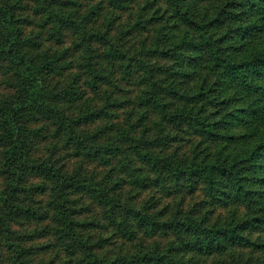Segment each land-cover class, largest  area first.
Here are the masks:
<instances>
[{"label":"trees","instance_id":"16d2710c","mask_svg":"<svg viewBox=\"0 0 264 264\" xmlns=\"http://www.w3.org/2000/svg\"><path fill=\"white\" fill-rule=\"evenodd\" d=\"M53 1L51 11L36 9L40 15L47 13L45 25L54 24L53 36L58 45L64 43L62 32L69 29L82 33L75 51L81 50L83 43L90 47L95 41H105L99 33L90 35L65 8L55 9L58 1ZM125 1L133 2L110 0L117 8H122L120 3ZM157 1L172 13L164 17L166 22L157 31L149 55L165 58L170 66L156 69L138 59H129L124 61L125 70L128 76L137 69L144 79L142 85L147 86L138 100V108L144 111L141 123H148L147 117L157 113L170 125L185 124L201 137L204 159L168 156L166 152L175 141L169 133H161L149 142L130 138L126 143L128 155L119 145L96 144L106 129L88 137L78 135L81 124H90L102 113L67 118L60 105L75 102L79 92L73 87L54 91L48 83L50 76L68 69L72 49L61 47L36 54L42 43L24 35L19 16L25 10L22 0H0V65L10 77L6 83L12 90L11 94L0 95V248L9 252V264H33L34 251L13 229L14 222L21 219H49L62 251L76 256L78 264H202L239 249L264 252V242L252 240L254 233H264V48L255 46L258 38L264 36V0ZM202 4H208L204 12ZM154 5V1H149L142 11ZM150 17L141 18L130 31L154 25L163 16L154 17L153 13ZM108 57L126 59L118 50ZM87 68L92 90L109 81L94 65ZM164 76L167 87L160 84ZM105 94L112 102L107 114L126 107V102L113 100L109 90ZM168 97L184 105L183 109L177 112L172 108L174 102L166 101ZM134 113L131 111V119ZM31 119L56 126V137L64 134L68 144L79 145L81 138L89 140L94 143L92 156L106 163L116 155H125L130 161L133 155L158 172L153 180L149 175L134 176L132 185L158 188L165 195L171 191L193 195L202 190L205 199L198 210L209 209L210 213L217 205L239 206L246 215L212 227L207 225L206 217L191 214H177L164 221L132 208L120 209L114 196L96 181L80 173L67 174L56 167L50 156H38L40 143L48 136L43 128L31 127ZM122 135L124 138L126 133ZM162 147L165 156L154 152ZM75 196L87 197L97 205H111L105 216L108 226L124 238L134 239L135 231H141L152 244L130 256L108 259L99 254L105 241L92 242L90 235L107 226L83 220L82 214L89 210L74 207ZM36 197H48L43 211L29 206ZM163 216L164 212L159 217ZM260 264H264V257Z\"/></svg>","mask_w":264,"mask_h":264},{"label":"rangeland","instance_id":"374dc122","mask_svg":"<svg viewBox=\"0 0 264 264\" xmlns=\"http://www.w3.org/2000/svg\"><path fill=\"white\" fill-rule=\"evenodd\" d=\"M58 3L54 7L65 8L76 22L82 24L84 29L91 33H99L105 36V41H95L87 47L83 43L81 50L75 51V46L81 42L82 33H78L75 29H69L62 32L64 43L58 45V40L53 36L56 32L54 24L45 25L47 13L39 14L37 9L44 7L51 11L54 6L53 0H22L25 7L19 16L23 21L22 26L26 38L41 42V46L35 53H44L45 51H57L61 47L70 48V58L68 61V69L63 74L53 75L48 78L49 87L54 91H64L71 87L79 92L80 97L72 103H62L61 110L69 119H79L86 114L102 113L101 116L95 117L90 124H81L78 127V135L91 136L98 131L107 130L96 141V144L119 145L120 148L128 151V141L135 138H144V140H154L161 136V133H169L175 138L170 144V149L166 152L168 156L176 155L186 159H204L205 146L202 144L201 137L185 124L183 126L170 125L162 120L157 113L147 117L148 123H141L144 111L138 108V100L145 90L146 83L142 85V73L139 74L135 69L131 75L127 76L126 60L138 59L145 66L153 68H168L170 63L161 56H150L149 51L155 46L157 39V31L164 26L171 10L166 12L164 3L157 0H133V2L125 1L120 3L122 8L111 4L110 0H57ZM149 1H154L155 5L152 9L142 11ZM76 3V5H75ZM59 5V6H58ZM208 4H202V10H207ZM37 8V9H36ZM212 9V6H209ZM211 11V15L213 14ZM154 17L163 16L154 25H144L135 31L130 29L142 18L147 20ZM143 15V17H141ZM156 25H159L156 28ZM256 48H264V36L258 38L255 43ZM113 50H118L126 57L112 59L108 54ZM116 53H114L115 55ZM94 65L97 70H101L102 74L109 79L106 83H100L98 90L94 91L88 85L91 76L88 73L87 66ZM4 65H0V95L11 94L12 90L6 83L10 77L5 74ZM160 78V75H158ZM141 83V85H140ZM160 84L168 86V79L161 77ZM159 86V85H158ZM109 90L110 97L119 102H126L124 109L114 110L111 114H107L110 110L106 91ZM173 101L172 108L181 111L184 105L177 103L172 98H166V101ZM176 105V106H175ZM126 108V109H125ZM131 111H135L131 119ZM90 114V115H91ZM31 127H39L44 129V133L48 138L40 143V152L38 156L47 159L49 156L55 162L56 167L62 168L63 172L73 175L80 173L82 177L96 181L105 188L119 202L120 209L132 208L138 212L146 213L157 220L167 221V218L177 216V214H191L198 218H205L208 226L226 225L231 222L234 217H243L246 215L244 208L239 206H220L213 208L209 213V209L204 211L198 210L201 202L205 199L204 192L198 190L193 195L185 192L181 194L173 193L165 195L158 188L143 189L132 185L130 182L134 176L149 175V179L157 177L158 172L152 171L151 166L142 161L141 158L131 155L130 161L123 156H114L109 163L93 157L91 143L87 139L81 138L79 145L68 144L67 138L63 135L56 137L57 127L50 125L49 122H35L33 119L29 121ZM170 125V126H169ZM170 127V130H169ZM122 133H126L123 138ZM1 151V150H0ZM164 147L155 153L164 155ZM1 155V153H0ZM128 155V153H127ZM1 157V156H0ZM2 179H0V185ZM170 187H173L170 184ZM74 207L88 209L81 218L87 222L97 221L100 225L107 228L102 230L98 228L91 232V241H105L104 247L99 249L98 253L108 259L115 257L130 256L141 251V248L152 244L143 232L135 231V238H124L122 233L114 227L108 226V220L105 217L111 205H97L87 197L80 199L75 196ZM48 197L35 198V202L30 207L34 209L44 210ZM120 209H117L120 210ZM164 212V216L160 218V214ZM166 212V214H165ZM106 218V219H105ZM118 221H121L119 219ZM13 229L18 232L19 239L25 238V245L33 252V264H78L76 256L68 255L62 251V245L57 238L54 224L49 219L39 220H18L14 222ZM136 230V228H134ZM253 241L264 242V233H254ZM171 241V240H169ZM161 245H164L160 241ZM0 264H9V252L5 248H0ZM264 252L259 250L253 252L248 249H239L229 251L220 257L204 260L202 264H260Z\"/></svg>","mask_w":264,"mask_h":264}]
</instances>
